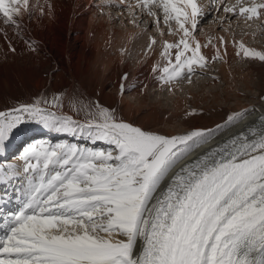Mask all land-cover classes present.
I'll return each mask as SVG.
<instances>
[{
    "label": "snow or ice",
    "instance_id": "snow-or-ice-1",
    "mask_svg": "<svg viewBox=\"0 0 264 264\" xmlns=\"http://www.w3.org/2000/svg\"><path fill=\"white\" fill-rule=\"evenodd\" d=\"M106 5L126 8L135 26L138 13L152 18L161 38V24L179 37L163 40L166 64L152 69L164 84L185 76L191 83L197 69L223 59L217 48L210 61L202 48L211 41L196 39L205 16L197 0ZM223 12L259 18L264 0H236ZM25 13L32 15L30 0H0L5 29H21ZM219 40L226 54L227 42ZM156 43L150 37L149 49ZM234 46L242 60L264 62V51L243 42ZM63 100L57 94L0 111V155L29 123L93 145L30 144L18 163L0 164V184L23 183L16 209L0 208V264H264V128L245 126L217 140L252 110L234 112L214 128L169 136L124 121L98 100L68 97L72 114H64ZM260 120L264 124V116ZM211 140L214 147L187 160ZM98 142L108 147H94ZM4 203L8 199L0 198Z\"/></svg>",
    "mask_w": 264,
    "mask_h": 264
},
{
    "label": "bare ground",
    "instance_id": "bare-ground-1",
    "mask_svg": "<svg viewBox=\"0 0 264 264\" xmlns=\"http://www.w3.org/2000/svg\"><path fill=\"white\" fill-rule=\"evenodd\" d=\"M112 2L113 5L119 4V0H112ZM126 2L135 3L133 0H126ZM197 2L203 8L205 14L210 11L209 0H197ZM109 7L110 6L106 5V0H30L32 15L29 17V15L25 13L21 17V29L18 30L11 26L5 29L4 26L0 24V29H3V31H0V86L3 85L4 87L7 86L6 88L9 89L13 88L15 90L17 88L22 90L26 98L31 100V95H39L40 92H42L40 94V99H47L46 90L49 86L52 92H57L60 87L71 84L73 86H78L85 101L88 100L86 98L87 95L94 94L98 90V101L100 104L112 107L116 104L119 97L118 95H121L120 84L123 83V93L127 92L131 95H136L138 93L141 94L143 91V95L141 99H139V104L143 105L145 103L146 105L153 106L149 113L147 112L146 115H140L136 114V111H140L137 107L138 105L134 106V104L129 101L126 102V109L123 111V115L126 116V122L132 123V121L136 120V126H141L147 130L146 127L150 119L154 114H157V104L152 100L149 101L150 98L147 88L152 84L159 85L158 82L160 81L157 75L153 73L152 69L154 66H159L162 69L166 64V61L160 55L163 40L175 42L177 37L171 36L167 38L166 35H164L163 38L157 40L156 45L149 49L148 45L151 33H147L143 29L136 31L132 23L131 28L129 26L125 28L117 27L113 21H109L110 17H112ZM41 8L43 9V14H41ZM129 18L131 17L129 16ZM260 18L263 23L264 18ZM237 19L243 20L244 18L238 16ZM130 20L131 19H129V21ZM259 32L260 29L250 30L249 32L246 31L239 39H236L234 34L227 33L228 35H226L227 37L224 39L227 42L226 54L224 53V46L221 45L219 40V37H223V35L219 37L215 35L218 38H214V36L211 39L196 37L201 44H208L209 40L211 41L207 48H202V52L210 61L211 57L215 54V50L217 48L220 49L223 59H219V73L224 81L226 80L228 82L230 79L236 78L237 75L239 78V76H242L239 74L244 73L246 70L251 72L256 71L258 79L260 78V89L257 95L254 96L252 94L256 98L253 104L250 106L243 105L245 109H241L242 106L240 107L242 103H240L239 99L242 95L244 96L242 89L240 90L239 88L238 90L237 88L235 92H227L222 96L216 92L213 102L208 106H204L205 110H209L210 108L216 110L215 113H212V117L206 119L203 122L204 125H191L190 123L186 128L188 130L185 132L194 128H214L217 124H224L227 118V105L225 107L221 106V104L218 103V99L222 98L225 101H229L231 99L230 95L234 96V98L236 97L238 100L233 105H229L230 113L233 114L234 112L245 111L246 109L252 111L248 112L238 123L222 131L217 136V140L230 138L233 134L244 131L245 126H249L251 129H255L258 132L264 128V124H262L260 120V118L264 116V62L259 60H246L249 62L247 68L238 66L230 67L229 65L234 59H241L235 54L237 48L234 46V42L235 44L239 42L245 44L248 38H255ZM245 45L246 47L254 48L258 51H264V47L258 45ZM10 46L16 49L15 52L9 51ZM33 48L35 49L34 51L32 50ZM216 61L210 62L209 64H214ZM49 67L53 70L47 74L48 71L46 72L45 70ZM125 73L127 74V80L122 81L121 77L124 76ZM246 74L243 79L246 85L245 88L247 87L250 89L251 83L249 84L248 81H250V77L254 74L250 75L251 73L249 72L247 75ZM86 80H88L93 87L90 88L85 95L82 82H86ZM217 80L218 78L215 79V81ZM229 83H231V81ZM108 85H112L111 91L113 92L106 91ZM72 91L73 90L69 92ZM0 92L2 93V91ZM190 93L194 96V102H192L195 107L199 104V95L191 89ZM71 96L72 95L66 96L67 100L64 102L63 108L64 114H72L69 108H67L68 97ZM246 96L251 97L249 94H246ZM185 101V97H176L174 103L177 108H182V105L186 103ZM159 102L161 103V101ZM174 116L178 117L180 113L177 111ZM78 118L82 119V117ZM177 132V130L169 131L167 134L163 135L170 136L185 133ZM39 137L42 136L39 135ZM35 140L32 141V144H40ZM215 144L216 140L209 141L208 144L196 149L187 160L190 161L194 159L197 153H203L209 148L214 147ZM3 155H6V146ZM17 157L18 156L15 155L13 160L10 161L8 159L1 160L0 164L18 163ZM179 167L180 165H177V169ZM173 171H176V169ZM17 188H23V183L15 181L9 182L7 185L0 184V198L8 199V203L0 204V208L5 210V208L10 207L16 202ZM5 193L7 194L6 196ZM1 221L2 220H0V222ZM0 234H2L1 231Z\"/></svg>",
    "mask_w": 264,
    "mask_h": 264
},
{
    "label": "rangeland",
    "instance_id": "rangeland-1",
    "mask_svg": "<svg viewBox=\"0 0 264 264\" xmlns=\"http://www.w3.org/2000/svg\"><path fill=\"white\" fill-rule=\"evenodd\" d=\"M96 1H99V0H96ZM133 2H135V0H133ZM235 2L236 0H223V4H221L220 0H209L210 11L205 14L204 19L200 20L198 29L196 31V37H204L206 39L208 38L211 39L215 35H217L218 37L220 35H223L224 39H226L227 37L226 35H228L229 33L230 34L232 33V35L234 34L236 36L235 37L236 39H239L244 35L246 31L249 32L250 30L252 31L254 29L256 30L260 29L259 34L256 35V37L253 39L248 38L245 44H248L250 46L258 45V46L264 47V22L262 23L260 17L254 18L252 20H244V19L239 20L237 19L238 16L236 18V16H233L231 13L229 14V13L223 12V5L234 4ZM217 6H219V10H217ZM109 8L111 9L110 15L112 14V17H110L109 19L110 22L113 21L115 25L119 28H125L128 26L130 28L132 27V24L129 21V19L131 18H129V14L126 8L117 7V6H110ZM261 17L264 18V16H261ZM137 22L139 26H135V25L133 26V28L134 27L136 28L135 29L136 31H140V29L141 30L143 29L145 32L151 33V34L149 33L150 37H156L157 40L161 38L157 28L152 23V18L147 17V16L140 17L138 13ZM161 27L164 28L166 37L170 38L171 35L167 34V28L164 27V25L162 24H161ZM226 31L228 32L230 31V32L228 33ZM217 36H215L214 38H216ZM177 40H178V37H177ZM229 65L230 67L238 66L241 68H247L249 66V62H247L246 60L234 59V61H232ZM219 68H220V60L218 59L214 64H209L205 69H197L196 73L192 75L191 83H189L187 77L185 76L182 79L171 82L169 86L168 84H164L162 81L158 82L159 85H153V84L150 85L147 88V92L150 98L149 101L152 100L156 102L157 107L156 106L155 107H156L157 114H154V116H152V118L150 119L149 124L146 127L147 130L155 131L159 134H167L169 131H174V130H177L178 131L177 133H181V132H185L186 130H188L186 128L188 125H190V123L191 125H194V124L204 125L203 122L206 119L211 118L212 113L213 112L215 113L216 111L211 108L209 110L204 109V106H208L213 102L216 92L222 96L227 92L232 93V91L235 92L237 88L238 90L240 88V90L242 89V92H244L243 93L244 96L242 95L239 99L240 103H242V105H240V107L242 106L241 109H245L243 105L250 106L251 104H253L254 100L256 99L254 96L259 93V89H260V85H259L260 78L258 79L257 72L256 71L251 72V71L246 70L244 73L239 74V75H242V76H239V78L237 75L236 78L238 79L236 78H232L233 80L230 79L231 83H229L230 81L228 82L226 80H225L226 82L224 81V79L219 73ZM51 70L53 69L49 67L45 71L46 72L48 71L47 74H49ZM248 72L251 73L250 75L254 74L253 76L250 77V81H248L249 84L251 83L250 89L247 87L245 88L246 85L243 80L245 74L246 73L248 74ZM263 72H264V68H263ZM217 78L218 80L215 81V79ZM84 82H82V85L84 86L83 91L85 92V95H86V92H88L90 88H92L93 86L92 84L90 85L88 80H86L85 83ZM0 87H1L0 91H2V93L0 92V111H7L11 107L16 106L20 103H25L29 101L32 102L36 100L37 98H40V94L42 93L40 92L39 95H36V94L31 95V100H28L22 90H19L17 88L15 90L13 88L9 89V88H6L7 86L4 87L3 85H1ZM49 87H48L49 90L48 89L46 90L47 91L46 98L49 100L52 99V97L57 94L64 97L63 103L67 100V97H66L67 95L69 96L72 95L71 97H76V98L77 97L79 98V96L83 97V95L79 91L78 86L67 84V85L60 87L57 92H52V90ZM189 87L191 90H193L199 95L198 99L200 98L199 104H197V106L195 107L193 104L194 96L192 95V93H190ZM3 89H6V90H3ZM30 90H31V87H30ZM71 90H73L72 91L73 93L69 92ZM111 90H112V85H108V87L106 88V91L113 92ZM98 93L99 91L97 90L96 93L94 94L92 93L89 96L87 95L86 98L88 100H94L96 98H97L96 100H99ZM246 94H249V96L251 97H247ZM142 95H143V91L141 92V94L138 93L136 95H131L130 93H127V92L121 93V95H118L119 96L118 100L114 106L112 107L107 106V105L105 106L111 109H115L116 113L118 114V117L126 121V118H125L126 116L123 115V111L126 109V102L130 101L131 103L134 104V106L138 105L137 107L140 109V111L138 112L136 111V114L146 115L147 112L148 113L150 112L151 107H153L152 105L149 106V105H146L145 103L143 105L139 104V99H141ZM176 97H183V98L185 97L186 103L182 105V108L176 107L174 103ZM230 97L231 99L229 101L228 100L225 101L222 98L218 99V103H220L221 106L225 107L227 105L226 107L227 116L232 114L229 111V105H233L236 101H238L236 97L234 98V96L232 95H230ZM159 101H161V103ZM177 111L178 113H180V116L175 117L174 115L176 114ZM132 123L134 125L135 124L137 125L136 120L132 121ZM39 135L44 137V139L49 140V142H45V144L69 142V143H79L81 145H87L89 147H93V145H91L90 142L86 140H76L70 135L56 133V132L43 128L39 124L29 123L23 126L22 129L16 132L15 135L10 139V141L6 145V155H0V161L7 160V159L9 161L13 160V158L15 157L17 153H21L23 148L26 147L28 144H30L31 141L35 140L34 138L36 136L39 137ZM31 138L33 139L30 140ZM35 141L38 142L37 139ZM94 147L107 148L108 146L103 144L102 142H98L97 145H95ZM14 204H16V202H14ZM13 205H11L10 207H12ZM15 208L16 207L12 209H15ZM6 209L7 208H5V210Z\"/></svg>",
    "mask_w": 264,
    "mask_h": 264
}]
</instances>
